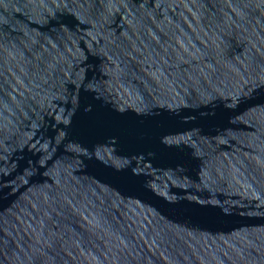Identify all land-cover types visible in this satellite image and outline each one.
I'll list each match as a JSON object with an SVG mask.
<instances>
[{
	"label": "water",
	"instance_id": "obj_1",
	"mask_svg": "<svg viewBox=\"0 0 264 264\" xmlns=\"http://www.w3.org/2000/svg\"><path fill=\"white\" fill-rule=\"evenodd\" d=\"M0 264H264V0H0Z\"/></svg>",
	"mask_w": 264,
	"mask_h": 264
}]
</instances>
